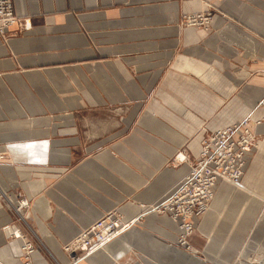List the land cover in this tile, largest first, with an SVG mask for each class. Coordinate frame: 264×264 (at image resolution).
I'll list each match as a JSON object with an SVG mask.
<instances>
[{
  "label": "crops",
  "instance_id": "crops-1",
  "mask_svg": "<svg viewBox=\"0 0 264 264\" xmlns=\"http://www.w3.org/2000/svg\"><path fill=\"white\" fill-rule=\"evenodd\" d=\"M12 4L18 23L0 36V155L11 169L0 184L5 177L25 194V217L46 249L66 264L61 247L118 209L127 222L144 219L80 264H232L264 254V122L239 186L218 183L193 220L200 253L177 245L176 224L149 211L189 171L170 159L199 155V129L264 118V0ZM210 5L223 15L212 34L180 25ZM17 228H0V264H20ZM41 253L33 261L48 264Z\"/></svg>",
  "mask_w": 264,
  "mask_h": 264
},
{
  "label": "built area",
  "instance_id": "built-area-1",
  "mask_svg": "<svg viewBox=\"0 0 264 264\" xmlns=\"http://www.w3.org/2000/svg\"><path fill=\"white\" fill-rule=\"evenodd\" d=\"M17 23L12 0H0V36ZM250 121L245 119L207 133L200 142L199 155L189 164L188 173L154 205L155 213L168 216L176 224L180 246L188 247L194 232L193 220L207 210L215 186L220 182L237 184L241 179L246 155L252 150L255 138ZM128 224L114 213L105 214L66 246V264H79L85 255L105 245ZM21 251L22 264H37L32 259L34 248L30 243L23 242Z\"/></svg>",
  "mask_w": 264,
  "mask_h": 264
},
{
  "label": "rangeland",
  "instance_id": "rangeland-1",
  "mask_svg": "<svg viewBox=\"0 0 264 264\" xmlns=\"http://www.w3.org/2000/svg\"><path fill=\"white\" fill-rule=\"evenodd\" d=\"M220 15H222V13L215 6L210 5L208 7L206 6L204 8V10L202 9V11H200V12L182 15L180 25L182 24L183 28H195L199 32H202L203 35L207 36L208 34H212V32H213V24H214L215 17L220 16ZM248 72L249 73L251 72L250 69ZM253 73H254V71H253ZM261 73L264 74V72H261ZM246 119L250 120V118H246ZM263 122H264V118L255 119V120L251 119V121H250L251 130L254 132V137H255L253 148H252L250 153H252L254 150H256L258 148L259 136L257 134V127ZM201 132H203V136H205L210 131L206 128V126H203L201 129H199V133H201ZM180 153L183 154L182 157H184V158H182V159L180 158L181 157L179 155ZM178 156H180V157H178ZM193 160H194V158H192V157L189 158L186 153H183L181 151V152H177L176 155H174L170 159L168 164L173 165V166H178L180 164H183V163L186 164L187 163L189 165L191 162H193ZM8 164H9V160L4 159V156L0 155V176L2 175L1 170L3 168H6V167L10 168L9 167L10 165H8ZM2 179H3L5 185L2 186L0 184V214L2 212V216L5 214V216L8 217L9 220L2 225L0 224L1 225L0 228H3L6 230V229H11L14 226L18 227L16 230L12 231V233L10 235V237L12 239L20 240L22 245H23V242H25V241L30 243L34 248V252H35V250L37 251L40 249V251L42 252L40 255H42L43 257H45L48 260V262H47L48 264H62L58 260V257L55 256L51 251L46 249L44 247V245L37 239V237L31 232L32 231L31 225H30L31 221L25 217L26 213L29 214L28 210L30 208V202H29V200H27L25 194L18 187H16L15 184H14V186H11L10 185L11 182L10 181L8 182V179H6L5 177H3ZM240 180H239L238 184H240ZM6 187L8 188V190L2 191ZM210 204L208 205L207 210L209 209ZM140 207H141L142 211H145L146 209H148V207L143 206V205H140ZM113 213L115 215H117L119 218H121L122 221H126L125 216L120 212V210H118V209L113 210L111 212V214H113ZM156 214H158V213H156ZM2 218H4V217H2ZM143 219L138 220V223L139 222L141 223L143 221ZM0 220H1V217H0ZM125 231L126 230H124L123 232H125ZM15 232H19V234H18L19 238H16L17 234ZM122 233H120V234H122ZM119 235H116L111 240L117 238ZM75 239H76V237L73 240H71L69 243H67L61 247L62 252L66 255L67 258H68V256H67V253L65 252L66 246L70 245V243L73 242ZM200 239H202V238L194 230L192 236L189 238L188 247H183V248H185L184 250L194 251V252L200 253L198 250V249H200V245H201ZM111 240L109 242H107L104 246L109 244L111 242ZM176 243H177V238H176ZM22 245H20V247ZM177 245H179V244H177ZM180 247H182V246H180ZM18 259H19V263L22 264V262L24 261V258L22 257V251H21V255ZM240 261H242V262L245 261V262H247V264H264V254H263V252L258 251L256 253L250 254L248 257H245V258L240 256V254H239V255L235 256V258H233L232 264H239V263H241ZM213 263L219 264L215 261Z\"/></svg>",
  "mask_w": 264,
  "mask_h": 264
},
{
  "label": "bare ground",
  "instance_id": "bare-ground-1",
  "mask_svg": "<svg viewBox=\"0 0 264 264\" xmlns=\"http://www.w3.org/2000/svg\"><path fill=\"white\" fill-rule=\"evenodd\" d=\"M27 26H29V24H27ZM178 157H180V156H178ZM180 158L182 159V158H184V157L181 156ZM227 183H228V182H227ZM229 184H232V185H234V186H238V185H239L238 183H237V184L229 183ZM153 207H154V206H153ZM153 207H152L149 211L155 213ZM206 212H207V211H206ZM206 212H205V213H206ZM109 213H111V212H109ZM104 216H105V215H104ZM102 217H103V216H102ZM102 217H101V218H102ZM137 220H138V219H134V220H132V222H128L129 224H128V226H127L126 228L128 229V227H129V226H132L133 223H135ZM126 228H125L124 230H127ZM124 230L119 231L117 235H119L120 233H122ZM82 232H83V231H82ZM82 232H81L78 236H80V235L82 236ZM15 233L17 234L16 238H19V235H18L19 232H15ZM78 236H77V237H78ZM21 248H22V247H21ZM100 249H104V245L101 246V247H99V248L96 249V250H100ZM96 250H95V251H96ZM95 251H93L92 253H90V254L87 255V256L85 255L82 259L80 258L81 260H80L79 264H80L83 260H85L87 257H89L91 254H93ZM37 264H38V263H37Z\"/></svg>",
  "mask_w": 264,
  "mask_h": 264
}]
</instances>
